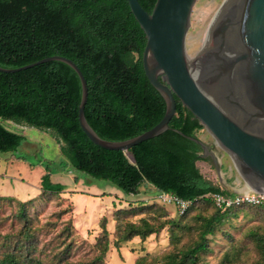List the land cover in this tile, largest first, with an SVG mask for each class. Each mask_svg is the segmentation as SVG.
<instances>
[{"label":"trees","instance_id":"obj_1","mask_svg":"<svg viewBox=\"0 0 264 264\" xmlns=\"http://www.w3.org/2000/svg\"><path fill=\"white\" fill-rule=\"evenodd\" d=\"M156 2L139 0L148 13ZM146 43L128 0H0V67L18 69L56 55L74 61L88 85L85 118L108 141L137 137L159 124L166 113L163 96L144 71ZM81 97L77 73L60 61L0 71V153L16 152L25 140L3 125L12 122L49 133L66 159L61 163L64 169L109 181L126 195H137L148 183L160 194L189 202L212 201L216 194L232 196L201 173L197 163L210 158L203 156L193 138L199 139L204 126L178 98L170 130L125 153L104 149L87 137L79 124ZM45 168L43 189L60 193L63 186L51 182L52 162ZM25 207L22 203L20 217L26 224ZM227 215V210L218 209L205 218L199 240L167 264H198L209 247V236ZM157 232L143 220L130 225L127 240ZM261 250L264 254V241ZM103 252L97 259L104 258L105 248ZM0 264L21 262L9 254Z\"/></svg>","mask_w":264,"mask_h":264},{"label":"rangeland","instance_id":"obj_2","mask_svg":"<svg viewBox=\"0 0 264 264\" xmlns=\"http://www.w3.org/2000/svg\"><path fill=\"white\" fill-rule=\"evenodd\" d=\"M228 1L197 0L186 39L189 56L203 50ZM3 125L25 140L16 152L0 153V260L14 254L21 264H167L199 240L204 219L221 209L227 210V220L209 236L198 264H264V205L220 207L212 198L190 202L187 213L180 215L152 185L145 183L137 195H126L109 181L64 169L66 159L49 133L12 122ZM198 137L218 153L223 166L233 164L206 128ZM47 162H52L51 182L63 186L58 194L42 187ZM197 165L227 191L210 161ZM22 203L26 224L20 217ZM143 220L158 232L127 240L130 225ZM104 248V258L97 259Z\"/></svg>","mask_w":264,"mask_h":264},{"label":"water","instance_id":"obj_3","mask_svg":"<svg viewBox=\"0 0 264 264\" xmlns=\"http://www.w3.org/2000/svg\"><path fill=\"white\" fill-rule=\"evenodd\" d=\"M128 2L147 40L145 74L166 102L161 122L145 133L118 142L101 138L85 118L87 80L69 58L56 55L0 71L16 72L49 61L67 64L82 85V130L94 144L125 153L170 130L178 98L233 160L223 166L217 152L193 138L234 200L264 194V0H229L205 47L193 57L187 54L186 39L197 0H157L152 13L139 0Z\"/></svg>","mask_w":264,"mask_h":264},{"label":"built area","instance_id":"obj_4","mask_svg":"<svg viewBox=\"0 0 264 264\" xmlns=\"http://www.w3.org/2000/svg\"><path fill=\"white\" fill-rule=\"evenodd\" d=\"M160 198H162V200L169 201L177 206L180 215H183L190 205L189 201L182 200L175 195L160 194ZM213 199L220 207H230L234 204L245 203L257 206L264 205V194L246 198H236L235 200L234 198H229V196L216 194L213 196Z\"/></svg>","mask_w":264,"mask_h":264},{"label":"bare ground","instance_id":"obj_5","mask_svg":"<svg viewBox=\"0 0 264 264\" xmlns=\"http://www.w3.org/2000/svg\"><path fill=\"white\" fill-rule=\"evenodd\" d=\"M215 26H216V21H215V23L213 24L212 28H214ZM212 28H211V31H212ZM211 31H210V32H211ZM207 42H208V40H207ZM207 42H206V43H207Z\"/></svg>","mask_w":264,"mask_h":264}]
</instances>
